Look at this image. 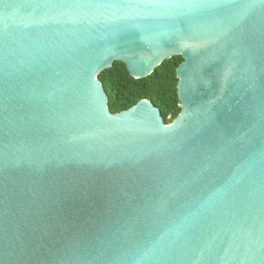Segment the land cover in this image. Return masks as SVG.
<instances>
[{
  "label": "water",
  "instance_id": "obj_1",
  "mask_svg": "<svg viewBox=\"0 0 264 264\" xmlns=\"http://www.w3.org/2000/svg\"><path fill=\"white\" fill-rule=\"evenodd\" d=\"M0 264H264V0H0Z\"/></svg>",
  "mask_w": 264,
  "mask_h": 264
},
{
  "label": "trees",
  "instance_id": "obj_2",
  "mask_svg": "<svg viewBox=\"0 0 264 264\" xmlns=\"http://www.w3.org/2000/svg\"><path fill=\"white\" fill-rule=\"evenodd\" d=\"M183 61L182 57H174L142 80L132 78L126 65L116 62L111 69L99 75L109 97L111 112L127 111L141 100H149L161 111L165 123H172L181 112L177 69Z\"/></svg>",
  "mask_w": 264,
  "mask_h": 264
},
{
  "label": "built area",
  "instance_id": "obj_3",
  "mask_svg": "<svg viewBox=\"0 0 264 264\" xmlns=\"http://www.w3.org/2000/svg\"><path fill=\"white\" fill-rule=\"evenodd\" d=\"M171 124V123H170Z\"/></svg>",
  "mask_w": 264,
  "mask_h": 264
}]
</instances>
